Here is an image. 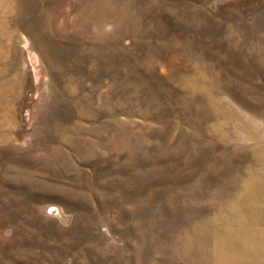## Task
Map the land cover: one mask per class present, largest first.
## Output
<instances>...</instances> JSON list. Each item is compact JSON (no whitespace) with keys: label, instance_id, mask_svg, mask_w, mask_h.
<instances>
[{"label":"rangeland","instance_id":"374dc122","mask_svg":"<svg viewBox=\"0 0 264 264\" xmlns=\"http://www.w3.org/2000/svg\"><path fill=\"white\" fill-rule=\"evenodd\" d=\"M0 264H264V0H0Z\"/></svg>","mask_w":264,"mask_h":264},{"label":"water","instance_id":"95a60500","mask_svg":"<svg viewBox=\"0 0 264 264\" xmlns=\"http://www.w3.org/2000/svg\"><path fill=\"white\" fill-rule=\"evenodd\" d=\"M57 212V207L55 205H48L47 206V213L54 214Z\"/></svg>","mask_w":264,"mask_h":264}]
</instances>
